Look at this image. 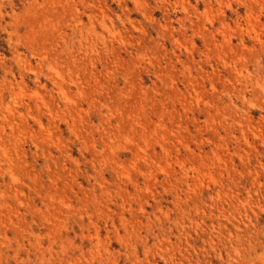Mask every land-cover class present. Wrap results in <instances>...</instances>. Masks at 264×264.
<instances>
[{
  "label": "rangeland",
  "instance_id": "rangeland-1",
  "mask_svg": "<svg viewBox=\"0 0 264 264\" xmlns=\"http://www.w3.org/2000/svg\"><path fill=\"white\" fill-rule=\"evenodd\" d=\"M0 264H264V0H0Z\"/></svg>",
  "mask_w": 264,
  "mask_h": 264
}]
</instances>
